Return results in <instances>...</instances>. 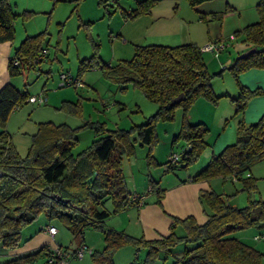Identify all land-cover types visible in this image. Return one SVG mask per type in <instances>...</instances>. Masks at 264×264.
<instances>
[{
    "label": "trees",
    "instance_id": "16d2710c",
    "mask_svg": "<svg viewBox=\"0 0 264 264\" xmlns=\"http://www.w3.org/2000/svg\"><path fill=\"white\" fill-rule=\"evenodd\" d=\"M158 1L139 0L135 8L121 9L120 12L130 20L135 19L148 14ZM187 1L199 13V18L203 19L204 13L196 6L208 0ZM257 11L258 20L242 29L241 40L245 48L238 54L250 46H255L256 50L246 57L235 58L229 66L236 79L238 73L246 68L264 67V2L257 4ZM17 16L9 0H0V42L13 39ZM45 34L42 31L29 35L13 49L8 61L10 78L21 74L24 68H32L35 58L45 48L42 45ZM89 38L94 45L91 37ZM14 60L18 64H14ZM94 68L100 69L106 79L118 83L130 82L139 88L147 99L157 104L156 111L142 123L133 124L128 129L110 130L93 139L90 145L77 153L73 152L77 143L76 127L64 122H39L30 145L25 154L21 155L6 130V124L15 109L30 102V95L19 90L11 80L4 84L0 88V246L8 249L19 246L23 240V227L43 216L49 223L58 222L71 232L73 240L76 241L74 248L81 245L88 247L83 239L87 228L100 231L103 247L92 249L89 253L95 264H114V253L126 245L144 247L145 262L164 259L179 243L184 247L173 263L262 264L264 253L231 235L235 230L248 226L264 227L262 199H249L245 205L238 207L230 204L220 192L213 189L200 190L199 199L206 215L205 221L198 223L191 215L170 216L168 234L157 239L134 237L123 230L107 226L104 222L112 214L124 211L130 205L146 203V195L150 192L155 193V201L160 204L165 189L159 185L158 180L149 176L146 192L130 191L122 169L123 157L134 154L137 141L140 145H148L145 157L147 168L159 165L152 155V148L156 144L157 119H171L177 106L183 109L181 126L173 140H183L186 147L180 156L181 163L173 164L179 156L176 161L169 159L164 172L172 171L176 167L187 169L207 145L204 139L207 126L202 122L191 124L185 120V112L198 96L213 101L218 99L212 91L211 75L200 46L194 42L172 45L134 44L132 56L129 59H119L115 63H105L94 53L79 60L77 75H71L75 81L59 86H76V81L83 86L81 74ZM239 86L240 93L233 99L236 111H243L249 97L261 90H250L240 83ZM179 93H183L184 98L172 103L171 99ZM38 94L45 97V101L40 104L46 103V94ZM86 123L84 126L88 125ZM90 127L96 133L104 130L103 123L99 122L95 125L92 122ZM260 159H264V113L249 125L240 121L236 140L213 154L190 179L208 181L214 176L223 180L235 178L242 180L244 188L250 190L255 186V179L243 174ZM132 194L138 195V198L132 200ZM140 196H143L141 204ZM106 202L110 203V208L104 207ZM59 246L69 249L67 246ZM47 248L42 247L0 264L32 263L39 256H46Z\"/></svg>",
    "mask_w": 264,
    "mask_h": 264
},
{
    "label": "rangeland",
    "instance_id": "374dc122",
    "mask_svg": "<svg viewBox=\"0 0 264 264\" xmlns=\"http://www.w3.org/2000/svg\"><path fill=\"white\" fill-rule=\"evenodd\" d=\"M137 1L139 0H82L79 2L67 0L59 4L51 15L49 10L38 12L34 9L30 16L26 15V17L25 14L23 17L17 16L14 21L15 47L27 36L44 31L46 34L42 38V45L47 49L46 59L40 66L42 71L40 74L24 68L21 74L11 77V82L19 90L32 95L42 92L47 95L46 103L38 105V103L25 102L8 118L6 130L21 155L25 154L30 145L39 122H64L76 127L77 143L73 152L77 153L90 145L93 139L105 135L110 130L128 129L133 124L142 123L156 111L157 104L147 99L139 88L130 82L118 83L106 79L97 68L86 70L81 74L80 80L83 86H59L61 72L76 76L79 60L90 57L94 53L105 63H115L118 59H129L132 56V45L119 41L117 34L125 20L120 10L135 8ZM260 2L264 0L204 1L196 6L204 13L203 19L198 17L199 13L192 18L196 11L187 0H159L157 3L159 5L153 7L155 13L164 15L160 24L167 20L172 26L168 28L171 29V35L162 37L164 33L160 31V33L157 32L159 33L158 38H155L157 40L153 38L148 41H166L170 44L184 41L176 29L181 18V21L191 25L190 32L193 30L199 38H203L198 41L200 49L208 42L223 41L226 46L218 55L209 49H201L202 57L211 75L212 91L218 99L213 101L198 96L185 112V120L188 123L202 122L207 126L208 130L204 136L207 145L197 160L187 169L176 167L172 171L164 172L169 155L176 153L179 158L173 164L179 165L182 150L186 147L183 140L176 142L173 140L180 129L184 115L182 107L177 106L171 119L156 120V144L152 148V155L159 165L147 168L145 157L148 145H140L138 141L135 142L134 154L123 157L122 169L130 191L146 192L149 176L158 180L160 186H164L167 181L181 179L191 174L190 171L195 168L201 169L210 159L212 151L217 153L225 145L236 140L237 126L240 121L249 125L257 121L264 113V67L246 68L238 73L237 79L229 69L238 52L245 48L241 40L243 27L259 18L257 4ZM175 10L178 11L179 16L173 18L171 15ZM194 20H198L199 23H193ZM89 37L95 43L94 45ZM239 83L250 90L257 88L261 90L249 97L243 111H236L233 99L240 93ZM63 99L68 102L63 103ZM92 122L94 125L97 122L103 123L104 130L96 133L95 129L90 127ZM85 123L88 125L84 126ZM243 175L254 177V188L245 189L242 180L235 178L223 180L219 176H214L208 182L213 190L222 193L233 206H243L249 199L264 200V159L255 161ZM104 207L110 208L111 205L106 202ZM107 220L104 221L105 225ZM42 221L45 223L46 219L40 216L24 226L22 238L37 231ZM55 225L59 229L58 238L61 243L69 249L75 247L76 241L73 240L71 232L58 222ZM231 235L264 253V227L248 226L235 230ZM254 235L260 237L255 239ZM83 239L91 248L103 247L102 235L97 229L87 228ZM183 247V244L179 243L168 252L166 258L145 262L144 247L136 248L126 245L114 253V264H182L173 262L180 256ZM88 254H84L83 260L70 258V261L77 260L75 262L79 264H95L90 261L91 256ZM37 260H39L38 264H42L45 256L41 255ZM262 264H264V257H262Z\"/></svg>",
    "mask_w": 264,
    "mask_h": 264
},
{
    "label": "crops",
    "instance_id": "0c3cea01",
    "mask_svg": "<svg viewBox=\"0 0 264 264\" xmlns=\"http://www.w3.org/2000/svg\"><path fill=\"white\" fill-rule=\"evenodd\" d=\"M9 1L12 6V9L18 15H22L23 17L24 14V16H30L29 14L32 13L34 9L38 10V12H40L39 10L44 12H47L49 10L48 12H50L51 15V12H54L59 4L67 0ZM172 13L173 14L171 15V17L173 18L179 16L177 10ZM195 15L198 16L197 12L196 14H193L192 18H194ZM163 16L162 14L155 13L153 8L148 14L138 16L135 19L131 20L123 15L125 20L122 26L118 29L117 34L119 41L124 44L130 43L132 47L134 46V44L144 43H162L172 45L166 41H148L152 40L153 38H158L160 31L162 34L164 33V35H161L162 37L171 35V29L168 28H172V26L169 25V22L166 20L160 24L161 18H164ZM193 23L197 24L199 22L198 20H194ZM189 26L191 27V25L188 24L186 21H181V18L178 21V26H176V29L180 32L181 38L184 40L181 43L194 42L199 45L198 41L203 38H199L197 33H195L193 30L192 32H190ZM14 41L15 40L13 37L12 40L0 42V88L11 80L8 73V61L13 49L15 48ZM29 95H32V93ZM213 154H216L215 151H212L210 157ZM199 168L200 167L190 171L191 174H188L182 177L181 179L178 178L173 181H167L166 185L161 186L165 190L163 197L160 199V204H157L155 201V193L150 192L146 195V203L142 205H130L124 211L112 214L107 220V226L113 227L118 230H123L134 237L143 236L145 239H157L168 234V227L171 221L170 216L186 217L191 215L195 218L198 223H203L206 219V215L202 210V205L199 199V192L200 190H210L212 188L208 181H194L190 179V177H192L195 173L200 170ZM47 224L55 225L49 223L48 221H46L45 223L43 221L40 222L38 225V230L33 231L32 233H29V235L23 237L21 244L17 247L8 249L0 246V263L21 255L34 252L42 247H48L53 245L64 246V243L62 244L58 238L59 229H57V232L53 235L47 233L46 231H44V229H42V226H45ZM84 244L87 245L85 241ZM92 249H96V247L93 246ZM83 258L84 254L80 260H83ZM44 261L42 262V264H44ZM75 261L77 260L70 261L69 259L67 264H79ZM114 261L115 260L113 256V263ZM38 262L39 260L26 264H38Z\"/></svg>",
    "mask_w": 264,
    "mask_h": 264
},
{
    "label": "built area",
    "instance_id": "2783aa9c",
    "mask_svg": "<svg viewBox=\"0 0 264 264\" xmlns=\"http://www.w3.org/2000/svg\"><path fill=\"white\" fill-rule=\"evenodd\" d=\"M226 46V43L223 41L214 42V43H206L202 48L209 49L215 53V55H218L221 50H223ZM201 48V49H202ZM47 56V49L42 48L40 53L37 55V57L34 60V65L32 66L31 70L34 71L36 74H40L41 71V64L45 61ZM14 64H18L17 60H14ZM59 85H63L66 83H70L73 79L70 73L61 72L59 74ZM75 81V80H73ZM76 85L81 86L82 84L79 81H76ZM28 101L34 102V103H42L45 101V97L42 94H36V95H30L28 97ZM178 158V155L176 153H171L169 155V159L171 161H176ZM1 173V172H0ZM132 200L138 198V195L132 194ZM143 198V196H140V199ZM142 203V199L139 202ZM42 229L46 231L47 233L53 235L57 232V227L54 225H45L42 226ZM254 238H259L258 235H255ZM92 250L91 247H87L85 245L78 246L74 249H66L63 247H60L59 245H53L48 246L46 250V256H45V264H67L70 258H81L85 252L90 253Z\"/></svg>",
    "mask_w": 264,
    "mask_h": 264
},
{
    "label": "water",
    "instance_id": "95a60500",
    "mask_svg": "<svg viewBox=\"0 0 264 264\" xmlns=\"http://www.w3.org/2000/svg\"><path fill=\"white\" fill-rule=\"evenodd\" d=\"M255 50H256L255 46H250L249 48H247V49L243 50L242 52H240L239 54H237L236 59L241 58V57H246L247 55L254 52ZM183 98H184L183 93H179L178 95H176L174 98L171 99V102L177 103Z\"/></svg>",
    "mask_w": 264,
    "mask_h": 264
}]
</instances>
